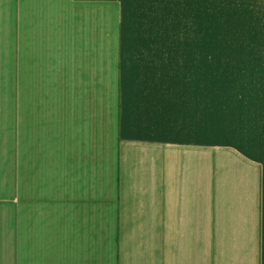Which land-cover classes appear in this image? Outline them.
<instances>
[{"label":"crops","instance_id":"1","mask_svg":"<svg viewBox=\"0 0 264 264\" xmlns=\"http://www.w3.org/2000/svg\"><path fill=\"white\" fill-rule=\"evenodd\" d=\"M225 1L253 35L216 0H0V264H264V0Z\"/></svg>","mask_w":264,"mask_h":264},{"label":"rangeland","instance_id":"2","mask_svg":"<svg viewBox=\"0 0 264 264\" xmlns=\"http://www.w3.org/2000/svg\"><path fill=\"white\" fill-rule=\"evenodd\" d=\"M226 2L225 0H216L215 35L219 37L218 39H222L223 36L253 35L254 29L247 27L244 19H239L238 16L234 15L233 11L238 7L237 3ZM219 46L217 45V47Z\"/></svg>","mask_w":264,"mask_h":264}]
</instances>
